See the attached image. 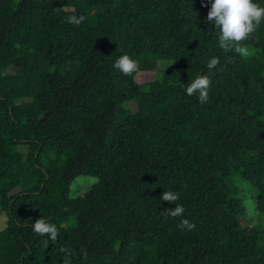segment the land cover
<instances>
[{
    "label": "trees",
    "instance_id": "1",
    "mask_svg": "<svg viewBox=\"0 0 264 264\" xmlns=\"http://www.w3.org/2000/svg\"><path fill=\"white\" fill-rule=\"evenodd\" d=\"M205 4L0 0V264H64L61 247L71 264H264V225L242 226L234 181L264 216V22L242 59L219 49ZM122 55L154 79L120 73ZM200 75L203 105L186 94ZM79 177L96 183L73 199ZM169 190L181 217L162 214ZM41 217L60 230L47 247Z\"/></svg>",
    "mask_w": 264,
    "mask_h": 264
},
{
    "label": "clouds",
    "instance_id": "2",
    "mask_svg": "<svg viewBox=\"0 0 264 264\" xmlns=\"http://www.w3.org/2000/svg\"><path fill=\"white\" fill-rule=\"evenodd\" d=\"M207 4H210V10L206 22L214 26L218 33L219 49H222L225 53L234 51L242 59L253 56L256 50L248 46L246 42L253 38L262 22H264V6L257 3L256 0H207ZM207 4L204 6H207ZM85 20L86 16L84 15H71L68 17V23L76 26H80ZM219 64V58L213 56L206 66L211 71L217 68ZM114 68L123 75L132 76L138 71L139 65L138 61L129 55H122L115 61ZM211 84L212 81L208 75L197 76L187 84L186 94L189 97L198 95L199 103L203 105L209 100ZM160 199L169 205H175L174 209H165L163 215L173 218L183 216L185 208L183 205L176 203L180 199L179 192L164 191ZM245 206L250 217L255 218L260 215L254 211L256 205L251 199L245 200ZM31 227L38 236L47 237L43 241L45 247L48 246L49 241L55 243L58 239L59 228L45 218L37 219ZM178 228L192 231L195 230L196 225L188 219H183L180 221ZM59 251L65 254L64 264H71L72 250L61 247Z\"/></svg>",
    "mask_w": 264,
    "mask_h": 264
},
{
    "label": "rangeland",
    "instance_id": "3",
    "mask_svg": "<svg viewBox=\"0 0 264 264\" xmlns=\"http://www.w3.org/2000/svg\"><path fill=\"white\" fill-rule=\"evenodd\" d=\"M7 5V2H5ZM3 4V3H2ZM6 9V8H4ZM167 64V63H166ZM168 67H174V63H168ZM155 77V73L153 72H146V71H138L136 74V80L139 83H145L147 81L153 80ZM235 184L237 185L238 189V197L242 200L244 205V214L241 216V224L244 228L248 229L250 226H263L264 225V216L260 214L257 208V193L245 182L241 180L240 177H236L234 179ZM96 183V179L92 177H79L76 181L72 184L70 197L77 198L82 196L86 191H88L94 184ZM251 199L255 202V212L259 213L260 215L253 218L248 215L247 208L245 206V200ZM4 217L0 214V227H3Z\"/></svg>",
    "mask_w": 264,
    "mask_h": 264
}]
</instances>
